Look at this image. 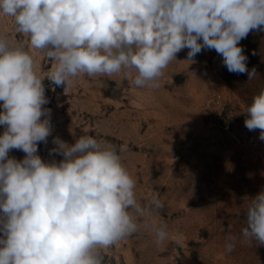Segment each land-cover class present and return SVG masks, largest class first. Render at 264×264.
<instances>
[{
	"label": "clouds",
	"instance_id": "obj_1",
	"mask_svg": "<svg viewBox=\"0 0 264 264\" xmlns=\"http://www.w3.org/2000/svg\"><path fill=\"white\" fill-rule=\"evenodd\" d=\"M0 17L12 18L23 37L0 33V264H104V250L141 230L162 247L171 232L154 217L164 203L158 192L137 199L117 145L55 136L51 159L39 155L53 131L44 81L65 91L80 75L123 74L155 89L184 49L190 64L215 50L230 73L252 80L257 72L240 42L264 32V0H0ZM34 52L51 61L46 77ZM244 114V126L264 141V88ZM244 200L239 238L264 246V188ZM235 240L226 237V251Z\"/></svg>",
	"mask_w": 264,
	"mask_h": 264
},
{
	"label": "rangeland",
	"instance_id": "obj_2",
	"mask_svg": "<svg viewBox=\"0 0 264 264\" xmlns=\"http://www.w3.org/2000/svg\"><path fill=\"white\" fill-rule=\"evenodd\" d=\"M14 29L12 18L0 17V33L23 38ZM240 44L247 67L256 69L252 80L230 73L215 50L190 64L184 49L155 89L137 88L123 74L80 75L65 91L44 81L53 131L47 145H38L39 155L51 159L55 136L68 144L81 135L106 140L119 147L137 199L158 192L164 203L154 219L168 225L171 238L157 247L141 230L104 250V264H264V246L239 238L244 198L264 188V141L259 129L244 126L246 106L264 88V32H250ZM34 55L46 77L51 61L43 52ZM9 155L24 157L19 150ZM229 234L236 237L231 252Z\"/></svg>",
	"mask_w": 264,
	"mask_h": 264
}]
</instances>
